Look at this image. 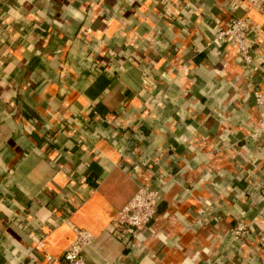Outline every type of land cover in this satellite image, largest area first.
<instances>
[{
    "label": "crops",
    "instance_id": "obj_1",
    "mask_svg": "<svg viewBox=\"0 0 264 264\" xmlns=\"http://www.w3.org/2000/svg\"><path fill=\"white\" fill-rule=\"evenodd\" d=\"M243 14L264 46L236 0H0V264H64L78 228L85 264H264V54L214 42ZM140 183L161 197L129 245Z\"/></svg>",
    "mask_w": 264,
    "mask_h": 264
},
{
    "label": "built area",
    "instance_id": "obj_2",
    "mask_svg": "<svg viewBox=\"0 0 264 264\" xmlns=\"http://www.w3.org/2000/svg\"><path fill=\"white\" fill-rule=\"evenodd\" d=\"M244 3L246 10L249 8L257 9L264 16V0H236ZM260 27L256 26L248 15H232L226 22L224 27H219L214 36V42L217 44H229L236 50V57L242 67L248 71H257L260 69L255 62L263 56L264 46L257 44V37L252 35L259 34ZM100 70V67L97 68ZM263 82H264V72ZM264 84V83H263ZM254 102L258 106H264V87L252 89ZM64 125V126H63ZM60 124L63 129H71L67 124ZM257 135L264 137V122L259 125L256 130ZM260 195L264 199V164L262 167V180L260 185ZM161 194L157 187L150 184L140 183L137 186L132 197L117 211L111 227L115 234L123 238L126 243L131 245L132 239L136 237L141 229H143L154 218L157 212V206ZM250 226L244 221H239L231 229L234 238L245 239L249 236ZM94 236L87 230L75 229V236L70 244L63 251L60 260L64 264H85L82 255L84 247L89 245ZM258 243L264 246V223L258 233Z\"/></svg>",
    "mask_w": 264,
    "mask_h": 264
}]
</instances>
